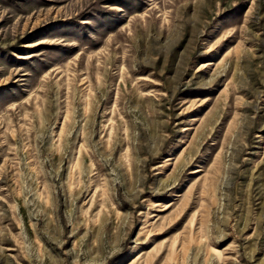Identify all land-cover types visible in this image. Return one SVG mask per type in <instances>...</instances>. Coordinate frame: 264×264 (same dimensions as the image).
<instances>
[{
  "label": "rangeland",
  "instance_id": "374dc122",
  "mask_svg": "<svg viewBox=\"0 0 264 264\" xmlns=\"http://www.w3.org/2000/svg\"><path fill=\"white\" fill-rule=\"evenodd\" d=\"M0 264H264V0H0Z\"/></svg>",
  "mask_w": 264,
  "mask_h": 264
}]
</instances>
